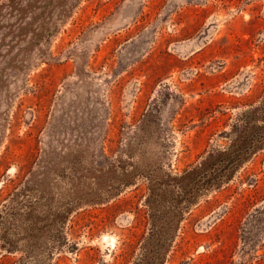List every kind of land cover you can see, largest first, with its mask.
Returning a JSON list of instances; mask_svg holds the SVG:
<instances>
[{"label": "rangeland", "instance_id": "rangeland-1", "mask_svg": "<svg viewBox=\"0 0 264 264\" xmlns=\"http://www.w3.org/2000/svg\"><path fill=\"white\" fill-rule=\"evenodd\" d=\"M0 264H264V0H0Z\"/></svg>", "mask_w": 264, "mask_h": 264}]
</instances>
